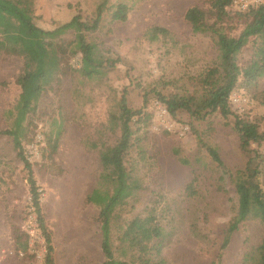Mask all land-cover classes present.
<instances>
[{
	"label": "rangeland",
	"instance_id": "374dc122",
	"mask_svg": "<svg viewBox=\"0 0 264 264\" xmlns=\"http://www.w3.org/2000/svg\"><path fill=\"white\" fill-rule=\"evenodd\" d=\"M100 1L34 0V22L51 29L77 12L89 21ZM118 2L129 7L127 18L121 22L110 19V11ZM209 3L210 0H108L97 29L85 35L98 54L116 59L114 65L101 78H88L77 71V53L63 65L57 79L43 91L35 110L29 113L22 145L39 186L54 264H101L104 260L99 208L87 202L85 196L95 187L105 188L99 179L100 159L114 151L123 131L120 96L125 91L129 107L149 110L156 93L167 96L201 92L195 77L217 61V46L209 33L193 32L184 13L194 5L207 10ZM242 25L232 23L231 33L237 34ZM73 37L71 30L63 35L67 41ZM252 55L250 40L238 53L237 61L244 66ZM22 67L20 56L0 50V129L11 126L20 92L15 79ZM261 91L264 76L254 87L241 83L235 87L234 92L247 99L241 110L231 104L229 115L213 111L203 119L177 110L174 115L169 113L168 128L156 124L154 108L150 109V122L138 133L143 136L142 147L148 156L146 162L137 165L143 187L116 210L113 239L126 221L143 213L155 192H161L169 208L166 228L170 239L161 249L167 263L212 264L221 253L223 264H252L244 256L259 244L263 226L257 219H246L221 247L237 197L229 173L211 160L205 147L198 145L197 136L217 149L228 170L256 167L254 180L264 191V141L251 142L243 148L234 129L238 115L264 132ZM54 120L62 121L63 131L56 152L50 154L46 136L52 132ZM136 156L132 151V158ZM180 156L187 163L181 162ZM192 175L196 176L194 194H187L184 187ZM37 224L30 206L26 171L11 138L0 135V264H42L45 243Z\"/></svg>",
	"mask_w": 264,
	"mask_h": 264
},
{
	"label": "trees",
	"instance_id": "16d2710c",
	"mask_svg": "<svg viewBox=\"0 0 264 264\" xmlns=\"http://www.w3.org/2000/svg\"><path fill=\"white\" fill-rule=\"evenodd\" d=\"M107 2L108 0L100 1L89 21L83 20L77 12L68 21L45 29L34 22V0H0V50L23 59L22 71L15 79L20 92L14 106L12 123L8 128L0 129V135L11 138L16 156L26 171L30 206L45 243L42 264H54L51 232L43 218L39 186L31 162L24 153L22 139L27 131L26 126L30 123L29 113L35 110L43 91L57 79L63 65L71 57L80 54L77 71L88 78H101L114 65L116 59L98 54L96 46L89 43L85 35L86 32L97 29L107 9ZM230 2L231 0H210L207 10L196 5L186 9L184 19L191 30L209 33L217 46L218 54L217 61L195 77L201 88L199 94L194 92L165 96L156 93L157 97L152 98L151 102L160 101L171 115L177 110H183L195 119H203L213 111L227 116L232 113L229 96L235 87L240 83L246 87H254L258 78L264 76V2L241 11L230 10ZM128 10L125 2H118L110 11V19L124 21ZM236 22L243 25L237 34H232V23ZM69 30L74 32V37L67 41L63 39V35ZM250 40H253V55L241 66L237 55ZM259 94L264 106V91ZM118 105L123 118V131L114 151L100 159L99 179L105 188L95 187L85 196L87 202L99 208L97 219L101 233L100 248L104 256L101 264H169L161 256V249L170 239L166 228L169 208L164 203L161 192H155L154 199L143 208V213L126 221L119 235L114 239L112 237V222L116 210L127 204L143 187L137 174V165L146 162L148 156L142 147L143 136L138 133L148 126L152 116L150 109H153L129 107L125 91L122 92ZM53 125L52 132L46 136L50 154L56 152L63 131L61 120H54ZM234 129L239 134L243 148L251 142L264 141V132L258 131L257 124L238 115L235 116ZM197 142L200 147H205L218 167L229 173L237 197L221 247L227 245L231 233L242 221L257 219L263 226L262 238L244 257L252 261V264H264V191L258 181L254 180L257 168L246 167L230 171L215 147L206 144L199 135ZM132 151L137 154L135 159L132 158ZM256 155L259 156L257 153ZM179 159L187 163L185 158L180 156ZM195 181L196 176L192 175L184 187L187 194H194ZM220 189L226 191L222 185ZM22 248H26V240ZM212 264H223L221 253Z\"/></svg>",
	"mask_w": 264,
	"mask_h": 264
},
{
	"label": "built area",
	"instance_id": "2783aa9c",
	"mask_svg": "<svg viewBox=\"0 0 264 264\" xmlns=\"http://www.w3.org/2000/svg\"><path fill=\"white\" fill-rule=\"evenodd\" d=\"M261 2H264V0H231L229 4V9H232V11L246 10L250 6H254ZM229 101L231 104L235 105L240 110L243 105L247 104V99L241 94L234 91L230 94ZM152 106L155 111L154 121L156 122V124L158 126H163L166 128L170 127L168 122L169 112L166 106L158 100H153ZM33 229V226H31L29 232L32 233Z\"/></svg>",
	"mask_w": 264,
	"mask_h": 264
}]
</instances>
